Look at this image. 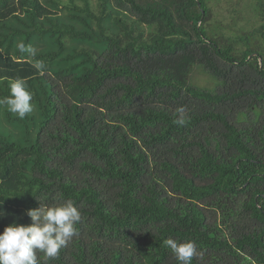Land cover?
Masks as SVG:
<instances>
[{"label": "trees", "instance_id": "trees-1", "mask_svg": "<svg viewBox=\"0 0 264 264\" xmlns=\"http://www.w3.org/2000/svg\"><path fill=\"white\" fill-rule=\"evenodd\" d=\"M219 1L0 0V231L71 200L49 264H264V0Z\"/></svg>", "mask_w": 264, "mask_h": 264}, {"label": "clouds", "instance_id": "clouds-1", "mask_svg": "<svg viewBox=\"0 0 264 264\" xmlns=\"http://www.w3.org/2000/svg\"><path fill=\"white\" fill-rule=\"evenodd\" d=\"M18 50L32 57L36 55L35 50L23 42L18 44ZM33 67L43 71L45 66L43 61L35 60ZM9 93L0 101L9 112L23 119L33 111L32 93L22 78L9 83ZM176 112L178 118L174 123L182 127L186 124L185 109L179 107ZM3 215L0 211V217ZM26 215L31 221L28 225L11 223L0 231V264H49L76 235L81 212L73 201L67 200L59 204L40 203L39 207L26 210ZM164 244L179 264H191L193 257L199 255L192 241L178 242L169 238Z\"/></svg>", "mask_w": 264, "mask_h": 264}, {"label": "rangeland", "instance_id": "rangeland-1", "mask_svg": "<svg viewBox=\"0 0 264 264\" xmlns=\"http://www.w3.org/2000/svg\"><path fill=\"white\" fill-rule=\"evenodd\" d=\"M230 1V3H231V1H232V3H234L235 1H238V0H220L219 1V3H218V5H219V8L220 9H222V14L224 13L225 14V11H226V9L228 8V7H230L231 6V4L229 3L228 4V2ZM247 1L248 0H241V6H245L246 5V3H247ZM223 14V15H224ZM226 15V14H225ZM249 16V15H248ZM224 20H228L227 18H224ZM198 76V77H197ZM198 78V79H197ZM196 79H197V82L199 83V84H204V85H206V81L204 80V75H196ZM195 79V80H196Z\"/></svg>", "mask_w": 264, "mask_h": 264}, {"label": "water", "instance_id": "water-1", "mask_svg": "<svg viewBox=\"0 0 264 264\" xmlns=\"http://www.w3.org/2000/svg\"><path fill=\"white\" fill-rule=\"evenodd\" d=\"M253 54H256V53H253Z\"/></svg>", "mask_w": 264, "mask_h": 264}]
</instances>
